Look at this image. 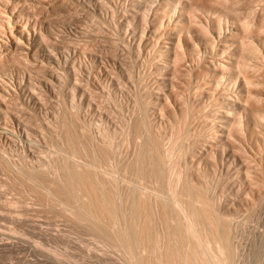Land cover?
I'll list each match as a JSON object with an SVG mask.
<instances>
[{"label": "bare ground", "instance_id": "bare-ground-1", "mask_svg": "<svg viewBox=\"0 0 264 264\" xmlns=\"http://www.w3.org/2000/svg\"><path fill=\"white\" fill-rule=\"evenodd\" d=\"M122 3L0 0V141H23L17 158L0 149V187L19 189L5 203L0 189V201L18 210L33 199L84 230L87 251L124 264L262 259L264 231L253 224L239 243L234 220L264 202V0ZM71 26L89 28L84 53L112 93L134 83L125 102L71 59ZM49 249L61 264L91 258Z\"/></svg>", "mask_w": 264, "mask_h": 264}, {"label": "rangeland", "instance_id": "rangeland-1", "mask_svg": "<svg viewBox=\"0 0 264 264\" xmlns=\"http://www.w3.org/2000/svg\"><path fill=\"white\" fill-rule=\"evenodd\" d=\"M124 1V0H123ZM111 2V1H110ZM114 2V3H113ZM116 2V3H115ZM122 3V0H112V7L113 8H115V6L116 7H120L119 5ZM126 3V2H125ZM125 3L122 5L121 4V7H123L124 5H125ZM114 5V6H113ZM152 5H156L155 3L154 4H152ZM151 5V6H152ZM257 6V5H256ZM152 7H154V6H152ZM110 10V9H109ZM118 11H120V9L118 10ZM72 28H68L67 29V31L69 32H67L66 31V33H65V35H66V40H67V42L69 43V51L68 52H70V57H71V59L72 60H75L74 62H80L81 64H83L84 66H86L85 68H86V70L88 69V71H90L89 72V75H92L91 73H94L93 74V76H89V77H91V78H93L94 80L96 79V77H98V82L102 85H104V86H108V84L110 85H112V83H110L109 81H111L110 80V76L108 77V76H104L103 75V72H101L100 71V69L98 68V67H96L95 66V64L93 63H91V62H89V59H87L89 56L87 55V53H84V52H87V50L86 49H84V47L83 46H85L86 45V43L88 44L89 42H87V41H90L89 39V36H87V35H90V34H88L89 32V28H85V26L84 27H75V26H71ZM108 30H110L111 29V33H110V35H113V37L114 38H117V34L115 33L116 32V29L114 30V29H112V28H107ZM78 30V31H77ZM115 33V35H114V33ZM82 32V33H81ZM88 32V33H87ZM113 33V34H112ZM87 34V35H86ZM87 37L89 38V39H87ZM112 37V36H111ZM2 38H3V36H2ZM85 48H86V46H85ZM84 49V50H83ZM143 49V48H142ZM145 49H146V47H145ZM148 49V48H147ZM86 50V51H85ZM145 50L143 49V50H141V52H142V58L144 57H146L147 55H144V54H146L145 52H147L148 50H146L145 52H144ZM143 52H144V54H143ZM149 52V51H148ZM82 53H84L83 55H82ZM86 54V55H85ZM129 53H127V55H128ZM148 54V53H147ZM141 55V54H140ZM129 56V55H128ZM136 56L137 57H139V59H141L140 57L141 56H139V55H137L136 54ZM74 59H73V58ZM86 57V58H85ZM136 57V61H140V60H138V58ZM143 58V59H144ZM80 59V60H79ZM106 58H104L103 60H102V62L105 60ZM143 59H141V60H143ZM87 63V64H86ZM104 63L106 64V66L108 67L109 66V64L110 63H107V60H105L104 61ZM141 63H143V61L141 62L140 61V65H139V69H138V67H137V70H136V64H135V66H134V72H135V74L137 73V71L138 72H140V74H142L141 73V70H142V68H140L141 67ZM189 62H186V64H188ZM91 64V65H90ZM103 64V63H102ZM101 64V65H102ZM139 64V63H138ZM138 64H137V66H138ZM89 66V67H88ZM103 66L105 67V65L103 64ZM92 67V69H90ZM95 67V68H94ZM107 67H105V68H107ZM142 67H144L143 66V64H142ZM136 70V71H135ZM140 70V71H139ZM143 71H144V68H143ZM96 73V74H95ZM140 74H137L138 76H141ZM136 75V76H137ZM96 76V77H95ZM100 77V78H99ZM102 77V78H101ZM104 78V79H103ZM109 79V80H108ZM106 80H108V81H106ZM102 81L104 82V83H102ZM107 83H106V82ZM107 84V85H106ZM132 84H133V86H132ZM139 84H141V83H139ZM101 85H100V87H101ZM102 85V86H103ZM108 86V87H110L112 90H110V88H108L109 90H110V92L112 91V92H114V90H113V88L112 87H115L114 85H112V86ZM128 86V85H127ZM138 86H141V85H138V83H135V87H138ZM155 86H156V84H155ZM155 86L154 85H152V88L154 89L155 88ZM130 87V89H132L133 87H134V83H130L129 84V86H128V88ZM132 87V88H131ZM106 88V89H107ZM127 87L126 88H124V89H122V91L121 90H118L117 92H115L117 95H115V93H112L115 97L117 96V98L119 97V100L120 101H126V98L128 97L127 95H128V92H127V90H125V89H128ZM126 91V92H125ZM194 91V89L193 90H191L189 93L191 94V92H193ZM121 92V93H120ZM125 92V93H124ZM125 95H124V94ZM127 93V94H126ZM192 94H195V93H192ZM123 97V99H120V98H122ZM127 96V97H126ZM126 97V98H125ZM203 101H204V104L203 105H205V106H203L202 108H205V109H203L204 111H208V109L210 108L209 107V102L207 101V100H205V99H203ZM202 101V102H203ZM206 101V102H205ZM206 103V104H205ZM207 104H209V105H207ZM207 109V110H206ZM202 110V109H201ZM204 111H203V113H204ZM87 115H89V116H87V118H92L93 117V115H92V117H91V115H90V113H86ZM96 118V117H95ZM93 119H94V117H93ZM97 119V118H96ZM95 119V120H96ZM93 120L92 121V123H96V125L95 124H92V125H94L92 128H94L95 129V126H97V123H98V120ZM15 139V140H14ZM18 139V137H15L14 136V138H13V140H14V142L16 143L15 145L13 144V142H1L0 141V149L4 152V154H5V152L7 153V154H10V155H14V156H9V157H11V158H17V154L16 153H18V150H17V147L18 148H20L21 149V147L23 146V141L21 142L19 139ZM17 140V141H16ZM9 144V145H8ZM22 144V145H21ZM25 144V143H24ZM39 144V143H38ZM196 145H199V146H201V147H199V148H197L198 150H203L202 149V145H200V143L199 142H197V144ZM19 146H21V147H19ZM35 146V148L37 147V145L35 144L34 145ZM39 146H42V144H39ZM37 147L38 148V150H40L41 149V147ZM36 148V149H37ZM43 148V147H42ZM6 150V151H5ZM44 151L46 150V149H43ZM197 150V151H198ZM45 153L46 152H43V154L42 155H45ZM6 154V156H8ZM221 162H223V165H228V164H230V167L229 168H231V167H233V168H235L234 167V164H232L233 166H231V161L229 160H227V158H223L222 160H221ZM225 162H228L227 164L225 163ZM225 163V164H224ZM232 168V169H233ZM2 176H4V175H2ZM2 176H1V178H2ZM5 177V176H4ZM3 179V178H2ZM0 189L3 191V192H6L5 194L4 193H2V191L0 192V193H2L1 195H3L4 194V197L2 196V199L3 200H1V201H5V200H11L12 198H13V196H16L15 194H12L14 191H15V189H12V188H10L9 186H5V187H3L2 186V188L0 187ZM11 191H10V190ZM7 190V191H6ZM17 190H19V189H17ZM16 190V191H17ZM15 191V192H16ZM12 192V193H11ZM17 192H19V191H17ZM25 192V191H24ZM22 193V195H27L26 193H27V191L25 192V193H23V192H21ZM10 194V195H9ZM0 195V196H1ZM6 195V196H5ZM5 198V199H4ZM7 198V199H6ZM33 199H31V201L29 200L28 201V199H26V201H27V204L25 203L24 205H23V212L22 213H17L18 214V216H17V214H15L14 212H20L21 210L19 209V207H22V205L21 206H19L20 204H18L17 206H19L18 207V210H17V208H15L16 206H9V207H6V205L5 204H3L1 201V206H0V211H1V209H3L4 210V208L6 207V208H11L12 210H14V208H15V210H14V212H11L10 211V213H12V214H10V213H8V211H5L6 210V208H5V210L3 211V212H5V213H3L2 211L0 212V215L3 213V216L1 215L0 217V219H3V220H0V224H3V225H0V227H3V226H6V225H9V227H10V225L12 226V227H16L17 226V231H19V233L17 234V233H13V232H11V233H8L7 231V229H1L0 228V264H61V261L62 260H58V258H57V256L56 255H54L53 253V251H51L50 252V249L49 248H52V250H53V248H56L57 247V249H62V252H64V254H66V252H68V253H71V252H69L70 250H72L73 248H74V246H75V248L76 247H78L77 249H76V251L74 250H72L73 252L72 253H74V252H76V253H74L73 255H78V253L80 254V253H82V255L80 256V255H78V257H77V255H76V257H77V259H79L80 261H81V259H80V257L82 258V257H84V259H85V255L84 254H86L87 253V255H91L90 257H87V258H90V259H88V263H87V260L85 259V261H86V263L87 264H90V263H92V264H124L122 261H121V259H120V261H119V257L118 256H114L113 255V252H112V255L109 257L108 256V254L106 255L105 253L107 252V251H101L100 252V250H99V252H98V256H97V252L95 251V250H93V249H91V250H89V248H88V251H87V246H86V243H90L89 245H91L92 243V240H91V237L90 236H88V235H85V233H84V230L82 231V229L80 228L79 229V227H77L76 226V228H75V226H73L74 227V229H71V227L72 226H70L69 224L67 225V223L66 222H64V220H63V218L62 217H55V216H51V213H49L48 212V210L46 211V210H44V211H46V212H48V213H46V212H40V211H43V210H41V206H38V204L37 203H35L34 202V200L32 201ZM25 201V202H26ZM222 201L224 202L225 201V198H224V200L222 199ZM7 202V201H6ZM29 202H30V204H29ZM35 203V204H33V205H31V203ZM5 203V202H4ZM28 205V206H27ZM30 205V206H29ZM3 206H5L4 208H2ZM13 207V208H12ZM24 207H26V208H24ZM43 208V207H42ZM45 208V207H44ZM260 208V209H259ZM46 209V208H45ZM257 210H255V211H253L254 213H251L250 214V217H248V219H247V222L245 221L246 219H244V218H246V214H248V213H246L244 210H243V214H240V216H238L239 215V213H242V212H239L238 213V215L236 214V213H234L235 215L234 216H236L237 215V217L235 218V220H234V223H236V230H235V232H236V237H235V239H236V241H240L239 243H246L245 241H247V242H250V237H252V234H253V232L255 231V230H257V228H258V230L259 231H264V202L263 203H261L260 205H259V207L258 208H256ZM8 210V209H7ZM10 210V209H9ZM20 210V211H19ZM7 212V213H6ZM36 212V213H35ZM255 212H256V214H255ZM27 213V214H26ZM246 213V214H245ZM6 214H9V216L7 215V217H6ZM26 214V215H25ZM46 214V215H45ZM5 215V216H4ZM12 215H15V216H12ZM47 215H48V217H47ZM53 215V214H52ZM17 216V217H16ZM258 216V217H257ZM3 217V218H2ZM4 217H6V219H8V220H4L5 218ZM10 217H16V218H10ZM52 217V218H51ZM55 217V218H54ZM254 217V218H253ZM62 218V219H61ZM234 218V217H233ZM238 221H237V220ZM244 220V221H243ZM251 220V221H250ZM9 221V223H7ZM26 221V222H25ZM11 222H13V223H11ZM238 222V223H237ZM246 222V223H245ZM25 223V224H24ZM66 224V226H65V224ZM248 225V227L249 226H257V228L255 229L254 228V231L253 232H251V230H253V227L252 228H247V226L245 225ZM6 224V225H5ZM238 224V225H237ZM254 224V225H253ZM23 225V226H22ZM56 225V226H55ZM64 225V226H63ZM70 226V227H69ZM237 226H238V228H237ZM240 226V227H239ZM245 226H246V229H245ZM254 226V227H255ZM8 227V226H7ZM11 227V228H12ZM20 227V228H19ZM70 229H69V228ZM72 227V228H73ZM3 228H5V227H3ZM19 228V229H18ZM39 228V229H38ZM78 229V230H77ZM238 229V230H237ZM2 230H4V231H2ZM5 230H6V232H5ZM21 230H23V231H21ZM64 230H65V233H64V235L63 234H61V233H63L64 232ZM79 230L81 231V232H79ZM257 230V231H258ZM20 231H21V233L22 232H26L25 234L23 233V234H20ZM43 231V232H42ZM69 231H71V232H69ZM4 232H5V234H4ZM76 232V233H75ZM242 232V233H241ZM250 232V233H249ZM256 232V231H255ZM67 233V234H66ZM252 233V234H251ZM10 234V235H9ZM60 234V235H59ZM75 234V235H74ZM78 234V235H77ZM80 234H82V236L80 235ZM28 235V236H27ZM53 235V236H52ZM85 235V236H84ZM238 235V236H237ZM19 236V237H18ZM22 236V237H21ZM65 236V237H64ZM74 236V237H73ZM76 236V237H75ZM242 236V237H241ZM67 237V238H66ZM68 237H69V239H68ZM264 237V236H263ZM55 238V239H54ZM59 238V239H58ZM82 238V239H81ZM37 239H38V241H37ZM67 239H68V241H67ZM74 241H73V240ZM75 239H78V241L76 240L75 241ZM81 239V240H80ZM249 240V241H248ZM40 241H42L41 243L42 244H44V246L42 245V244H40ZM84 243H83V242ZM244 241V242H243ZM4 242V243H3ZM55 242H56V244H55ZM76 242H77V244H76ZM79 242V243H78ZM3 245H2V244ZM68 243V246L66 245ZM72 245H70V244ZM9 244V245H8ZM87 244V245H88ZM56 245V246H55ZM59 245V246H58ZM62 245V246H61ZM64 245H66V247L64 246ZM74 245V246H73ZM82 245V246H81ZM4 246V247H3ZM6 246V247H5ZM48 246V247H47ZM245 246V245H244ZM46 247V248H45ZM65 247L66 249H67V251H63V250H66V249H63V248ZM71 247H73L72 249H70ZM243 247V246H242ZM68 249H70L69 251H68ZM245 249H247V244H246V247H244V250ZM78 250V251H77ZM80 250V251H79ZM93 250V251H92ZM89 251H92V252H94L95 251V256H94V253H92V252H89ZM53 252V253H52ZM88 252H89V254H88ZM109 252V251H108ZM107 252V253H108ZM71 253V254H72ZM100 253H102V254H100ZM105 254V257L103 256L102 257V255H104ZM109 254H110V252H109ZM52 255H54V256H52ZM86 255V256H87ZM93 255V256H92ZM100 255H101V257H100ZM57 259H56V258ZM75 257V258H76ZM244 257V256H243ZM242 256L239 258L240 260H239V262L241 261V262H243V264H263L264 263V257L261 259V257L259 258V259H253L252 257H248V258H243ZM60 258V257H59ZM64 257H62L61 256V258L60 259H63ZM95 258V259H94ZM99 258V259H98ZM114 258H115V260H114ZM243 258V259H242ZM250 258H252V259H250ZM54 259H56V260H54ZM100 259H102V260H100ZM106 259V260H105ZM116 259H118V260H116ZM261 259V260H260ZM95 260V261H94ZM251 260V261H250ZM255 260V261H254ZM58 261H59V263H58ZM84 260H82V262H83ZM90 261H92V262H90ZM119 261V262H118ZM244 261H246L245 263H244ZM260 261V262H259ZM56 262V263H55ZM63 262H64V260H63ZM63 262H62V264H63ZM95 262V263H94ZM97 262V263H96ZM121 262V263H120ZM240 262V264H242ZM64 264H67V263H64Z\"/></svg>", "mask_w": 264, "mask_h": 264}]
</instances>
